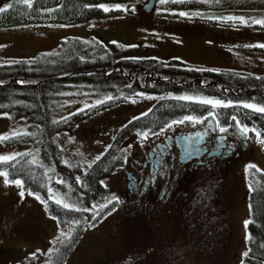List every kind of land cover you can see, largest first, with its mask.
<instances>
[{
    "label": "rangeland",
    "instance_id": "obj_1",
    "mask_svg": "<svg viewBox=\"0 0 264 264\" xmlns=\"http://www.w3.org/2000/svg\"><path fill=\"white\" fill-rule=\"evenodd\" d=\"M61 1L57 0L58 6ZM17 2L22 3L23 0H0V7L9 3L17 4ZM209 2L214 3V0H206L204 5L207 6ZM227 2L229 0H222V7H224L223 3ZM129 3L130 0H116L113 3L110 0L89 2L86 6L90 8L82 9L78 15L67 18H62L50 9L48 13L41 15L20 13L11 22L4 23L1 20L0 63L12 59L37 57L42 53L54 51L62 40L70 36L87 39L96 33L101 39L125 46L123 57L154 58L163 61L177 58L193 65L236 69L264 75V47L259 46L264 44V27L254 26L257 28L252 32L255 36L250 38V44L253 45L240 47L232 45L237 42L230 41L228 33L224 35L219 31L214 33L203 31V35L194 36L189 35V32L172 31L171 24L174 21L178 22L187 18L196 19L199 16L196 15V11H190L188 16H181L179 15L181 10L170 9L159 16L161 22H146L138 18V15L135 17L133 4ZM100 4L126 5L128 10L113 9L104 12L97 7ZM262 11L264 12V7ZM5 12L0 13V19ZM201 20L205 21L204 18ZM231 31L235 33L234 30ZM241 37L246 36L241 35ZM23 53L31 56H19ZM168 95H198L214 98L201 94L177 92H170ZM162 96L164 95L149 94L141 98L113 101H105L108 96L93 97L91 100L71 98V105L59 116L64 117L66 121L64 129L66 135L61 141L59 140V145L61 144L63 149L61 161L90 164L108 147L114 134L122 125L131 118L146 112ZM98 100H103L104 103L97 104ZM133 100L136 102L133 103ZM29 122V115L25 111L0 113V136L11 135L13 132L20 133L18 136L0 142V155L29 154L35 163L45 166L51 189L50 198L55 196L62 198L73 207H83L73 194L62 190L54 183V180L63 181L60 171H56L58 164L55 166L44 164L40 158L38 145L22 139ZM168 125L161 130L185 129L193 127L195 123L186 121L182 124H173L171 127ZM162 132L148 133L147 138L139 133L130 134L123 143L127 149L126 157L143 148L146 141L156 140L165 134ZM253 135L255 136V133ZM261 138H264V135ZM258 145L260 151L254 149L253 152V155L257 153L254 164L264 172V146L259 143ZM86 165L80 164L79 166L81 170H84ZM119 167L109 177L103 179V184L109 188V194L86 207L84 213L86 219L90 220L93 217L95 210L101 208L99 205H108L109 200H115L112 198L113 194L116 196L113 188L118 178ZM243 176L238 172L231 173L232 195L236 203L234 232L230 238L221 240L219 246L212 245L210 247L212 250L197 248L195 242L200 241L195 238V235L186 238L184 233L182 234V228H176L174 234L177 235L164 244L167 248L171 247L166 253L162 252L163 249L158 251V246L162 247L158 241L155 243V248L124 243L125 238L121 241L119 234L122 228L120 224L122 214L118 207L121 198H119V202L115 200L117 205L110 211L108 210L94 227L92 225L87 227L64 264H174L177 260L179 264H247L243 253L248 252V239L246 238L248 230L244 222L249 220L250 210L244 194L247 191L248 197L250 187L247 182V171H245V180ZM21 191L24 192L23 196L20 195ZM53 217L55 216L48 212L47 206L37 200L34 195H30L28 190L15 185H5L3 177H0V248L8 249L9 247L14 250L13 254L9 253L7 259L3 260V264H10V262L12 264H45L47 256L56 244L55 238L60 236L61 229L65 232L70 229L66 225H60ZM173 219L171 215L167 220L162 219V223ZM187 223L188 220H185V226ZM162 227L165 228V225ZM165 231L163 229L162 233ZM157 233L161 235V231ZM225 243L226 247L220 248ZM34 253L38 254L35 259L33 258ZM2 255L4 254L0 250V256Z\"/></svg>",
    "mask_w": 264,
    "mask_h": 264
},
{
    "label": "trees",
    "instance_id": "obj_2",
    "mask_svg": "<svg viewBox=\"0 0 264 264\" xmlns=\"http://www.w3.org/2000/svg\"><path fill=\"white\" fill-rule=\"evenodd\" d=\"M95 1L103 0H62L60 6L57 5V0H34L31 7L17 2L1 16L0 24L1 20L4 23L11 22L20 13L41 15L48 13L50 9L62 18L74 17L82 9L89 8L86 6L89 2ZM232 1L249 7L264 6V0ZM204 3L205 0H190L188 5L199 8ZM171 8L174 7H168ZM125 50L126 47L122 44L101 39L93 33L87 39L70 36L62 40L54 51L37 57L0 63V113H28L30 122L25 131L27 134L22 139L38 145L44 164H58L56 171H60L64 183L57 180L54 183L73 194L83 205L79 208L57 205L50 198L45 166L35 163L29 154L17 155L13 161L0 163V170L9 172V179L22 180L25 190L38 193L47 201L48 212L55 216L60 225L75 229L71 241H56L54 249L58 251H51L45 264H64L87 227L95 225L108 210L117 205L114 200L107 207L99 205L101 208L95 210L96 213L90 220L84 216L86 207L109 194L108 186L101 181L124 162L127 149L123 143L130 134L158 132L171 121L183 116L207 117L211 116L209 112H214L213 117L221 125L229 124L234 116L242 125L249 128L255 126L264 135V113L244 108L241 103L264 105L263 74L193 65L177 58L168 61L127 58L122 56ZM170 92L211 96L232 101L233 105L213 108L194 101L177 100L178 96L168 95ZM140 93L143 96H164L158 98L146 112L122 125L108 147L98 155L99 159L95 158L88 165L61 161L63 149L59 140L66 135V121L59 116L71 105V98L91 100L93 97L111 96L113 99L110 101H113L141 98L143 96ZM256 146L255 149L259 152L258 143ZM80 164L86 165L84 170H81ZM247 182L251 187L248 197L246 191L244 198L249 205V220L253 223L247 227L252 239H248L246 262L264 264V172L258 168L247 170ZM73 221L80 223L75 224ZM127 224L132 226L129 222ZM0 250L4 254L0 256V264H3L8 254H13L14 250L9 247ZM174 264H179V261Z\"/></svg>",
    "mask_w": 264,
    "mask_h": 264
},
{
    "label": "flooded vegetation",
    "instance_id": "obj_3",
    "mask_svg": "<svg viewBox=\"0 0 264 264\" xmlns=\"http://www.w3.org/2000/svg\"><path fill=\"white\" fill-rule=\"evenodd\" d=\"M110 1L113 3L116 0ZM189 1L173 3L169 0L161 4L160 0H130L129 4H133L135 17L138 15L146 22H161L159 16L170 10L168 7L171 6L173 10L188 14L196 11L199 13L196 19L171 22L172 31L189 32L194 36L203 35V31L228 33L230 41L237 42L232 45L240 47L253 45L250 38L255 36L252 32L257 28L254 26L264 27L253 23L254 20L264 19L263 5L249 7L229 0L222 7V0H214V3L196 8L190 7ZM239 17L250 23L241 22ZM241 35L246 37L242 38ZM237 122L231 119L229 124L221 125L213 116H207L203 123H196L193 127L159 130L156 133L163 131L165 134L156 140L146 141L143 148L126 157L119 167L113 188L116 195L113 194V197L121 198L118 204L123 220L122 223L120 220L121 241L125 238L124 243L133 246L140 244L144 248H155L158 241L162 244V247L158 246V251L163 249L164 253L171 248L164 244L177 235L174 234L176 228H182L186 238L195 235L200 241L195 242L196 247L205 250H212V245L219 246L221 240L231 237L236 214L231 173L238 172L245 179L246 166L254 164L257 155H253L257 148L255 136L249 132L247 140L241 137L239 133L243 125ZM220 127L227 128V132H220ZM193 131L206 133V140L202 143L203 152L200 156L181 162L176 136ZM171 215L174 217L172 221L162 223V219L167 220ZM185 220H188L187 226ZM163 229L166 231L162 233ZM158 231H161V235H158ZM225 245L222 244L220 248H225Z\"/></svg>",
    "mask_w": 264,
    "mask_h": 264
},
{
    "label": "snow or ice",
    "instance_id": "obj_4",
    "mask_svg": "<svg viewBox=\"0 0 264 264\" xmlns=\"http://www.w3.org/2000/svg\"><path fill=\"white\" fill-rule=\"evenodd\" d=\"M160 2H161V4H165V3H168L169 0H160ZM172 2L173 3H184L185 0H172ZM205 2H206V0H205ZM23 3H25L29 7H31L32 0H23ZM13 6H14L13 4L9 3V4H6L4 7H0V13L5 12L8 9L13 8ZM97 7L101 8L104 12H109V11H112L113 9H116V10L122 9L124 11L128 10L126 5H121V4H115V5L100 4V5H97ZM179 15L188 16L189 14L186 12H181V13H179ZM196 15H199V13H196ZM228 19H237V18L236 17H229ZM238 19L245 24L248 23V21L244 20L243 17H239ZM253 23L264 25V19L254 20ZM113 43H115V42H113ZM259 46L264 47V44L259 45ZM198 70H200V69H198ZM209 71H212V70H209ZM139 95L143 96L144 94L140 93ZM148 98L151 99L152 97H148ZM105 99L111 100V99H113V97L108 96ZM176 99L177 100H185V101H194V102H198V103L203 104V105H211V106H213V108L230 107L233 105L232 101L225 102L223 100L210 98V97H204V96H198V95H183V96L176 97ZM132 102L135 103L136 101L133 100ZM96 103L102 104V103H104V101L98 100ZM241 103H243L244 108L251 109V110L258 112V113H264V105H259V104H255V103H244V102H241ZM5 115H7V114L5 113ZM209 115H215V113L209 112ZM206 119H207V117H197L194 115H186L180 119L173 120L171 122V124L168 125V127H171L173 124H182L186 121L193 122V123H203L204 120H206ZM232 119L235 120L236 117L233 116ZM237 123H239V122H237ZM217 124H219V121H217ZM219 131L222 133L227 132V128L220 127ZM249 132L255 133L254 138H255L256 142H258L260 145L264 146V138H261V130H258L255 126H253L252 128H249L247 125H243V126H241L239 134L241 137H243L245 140H247L248 139L247 134ZM25 134H27V133H25ZM139 134L142 135L144 138H147V136H148L147 132L139 133ZM18 135H20V133H17V132H13V133H11V135H2V136H0V142L6 141V140H8L12 137L18 136ZM17 155H23V154L17 153V154H13V155H0V163H7L9 161H13L16 159ZM97 159H99V157H97ZM65 163H67V162L65 161ZM256 168H257V166L255 164L250 163L246 166V171L251 170V169H256ZM0 177H3V182L5 185H15V186L21 187V188L23 187L24 182L22 180H20V179H9V172L7 170L0 171ZM60 182L64 183L63 181H60ZM101 183H103V181H101ZM249 187H251V184L249 185ZM49 192H51V189H49ZM29 194L34 195L37 200H40L41 203H43V204H45V206H47V201L43 200V198L38 193H32L29 190ZM20 195L23 196L24 192L21 191ZM52 198L54 199V201L57 205H62L64 208L73 207V205L66 203L62 198H57L55 196H53ZM113 199H115L117 202H119L118 197H113ZM108 203H112V201L109 200ZM101 207H107V204L102 205ZM53 218L56 219L55 217H53ZM73 223L78 224L80 222L79 221H73ZM244 223H245V227L247 228L249 224L253 223V221L252 220H246ZM93 227H94V225H93ZM74 231H75V229H72V228H70L68 232H65L63 229H61L60 236H57L55 239H56V241L61 242V243H64L65 241H71L73 238L72 233ZM61 237H64V240H61ZM246 238L251 240L252 239L251 233H249ZM52 251H58V249H53ZM33 255H35V253ZM243 255L247 256L248 252L247 251L244 252ZM49 264H50V262H49Z\"/></svg>",
    "mask_w": 264,
    "mask_h": 264
},
{
    "label": "water",
    "instance_id": "obj_5",
    "mask_svg": "<svg viewBox=\"0 0 264 264\" xmlns=\"http://www.w3.org/2000/svg\"><path fill=\"white\" fill-rule=\"evenodd\" d=\"M176 140L179 146V161L181 162L200 156L203 152L202 143L205 140L203 132L177 134Z\"/></svg>",
    "mask_w": 264,
    "mask_h": 264
},
{
    "label": "crops",
    "instance_id": "obj_6",
    "mask_svg": "<svg viewBox=\"0 0 264 264\" xmlns=\"http://www.w3.org/2000/svg\"><path fill=\"white\" fill-rule=\"evenodd\" d=\"M1 32V31H0ZM0 43H1V41H0ZM19 56H31V55H25L24 53L23 54H21V55H19Z\"/></svg>",
    "mask_w": 264,
    "mask_h": 264
}]
</instances>
